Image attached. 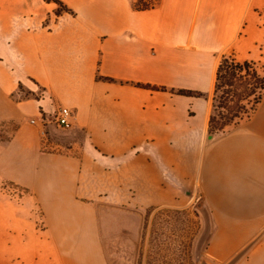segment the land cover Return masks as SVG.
<instances>
[{
	"label": "crops",
	"instance_id": "crops-1",
	"mask_svg": "<svg viewBox=\"0 0 264 264\" xmlns=\"http://www.w3.org/2000/svg\"><path fill=\"white\" fill-rule=\"evenodd\" d=\"M58 1L0 0V180L32 194L60 264H225L254 239L237 264H264V97L208 135L219 62L264 0ZM61 106L78 137L52 153L30 120Z\"/></svg>",
	"mask_w": 264,
	"mask_h": 264
},
{
	"label": "rangeland",
	"instance_id": "rangeland-1",
	"mask_svg": "<svg viewBox=\"0 0 264 264\" xmlns=\"http://www.w3.org/2000/svg\"><path fill=\"white\" fill-rule=\"evenodd\" d=\"M132 1L136 4L138 0ZM157 1L144 0L143 4L155 5ZM234 54L235 57L232 54L227 57H231L239 64L251 63L252 68L264 76V5L259 16L246 26ZM245 59L248 61L241 62ZM20 97L34 100L35 95L23 88ZM243 123L245 122H241L240 125ZM13 129V125L1 128L0 139L5 141L8 138L7 133H11ZM43 130L45 135L42 136L44 142L42 148L52 153H67L65 146L78 137L69 131H61L52 124L44 126ZM198 203H201V200ZM180 219L182 220L181 217ZM190 219L194 221L192 215ZM202 230L198 241L196 240L198 249L207 239L208 231ZM195 250L194 248L191 257ZM201 259L203 258L196 264H199ZM0 264H60L46 230L42 212L34 197L27 190L5 180H0ZM184 264L194 262L188 261Z\"/></svg>",
	"mask_w": 264,
	"mask_h": 264
},
{
	"label": "trees",
	"instance_id": "trees-1",
	"mask_svg": "<svg viewBox=\"0 0 264 264\" xmlns=\"http://www.w3.org/2000/svg\"><path fill=\"white\" fill-rule=\"evenodd\" d=\"M58 4L57 14L66 12L58 0H48ZM140 2V3H138ZM144 0L133 3L137 11L148 10L153 5L143 4ZM153 91H166L163 87L144 86ZM22 85L19 87L22 93ZM174 92V91H172ZM179 95L198 96L201 94L175 91ZM264 97V76L252 68L251 63L239 64L231 57H223L218 65L210 111L208 133L217 138L249 121ZM78 136V133L75 132Z\"/></svg>",
	"mask_w": 264,
	"mask_h": 264
},
{
	"label": "built area",
	"instance_id": "built-area-1",
	"mask_svg": "<svg viewBox=\"0 0 264 264\" xmlns=\"http://www.w3.org/2000/svg\"><path fill=\"white\" fill-rule=\"evenodd\" d=\"M35 95V100L41 101L45 93L44 91L38 89L36 86H34L33 89L30 90ZM73 120V115L70 109L67 107H58L53 114V117L48 118L45 115L41 114L39 115V119H31L30 124L31 125H38L40 127V134L41 136L45 135V132L43 130L44 126L48 124L54 125L57 129L61 131H69L71 128V123Z\"/></svg>",
	"mask_w": 264,
	"mask_h": 264
},
{
	"label": "water",
	"instance_id": "water-1",
	"mask_svg": "<svg viewBox=\"0 0 264 264\" xmlns=\"http://www.w3.org/2000/svg\"><path fill=\"white\" fill-rule=\"evenodd\" d=\"M209 139H212L211 136L208 137ZM256 242V239H254L252 242H250L245 248H243L238 254H236L231 260H229L225 264H237L240 259L248 252V250L252 247V245ZM199 264H212L208 259L203 258L201 259Z\"/></svg>",
	"mask_w": 264,
	"mask_h": 264
}]
</instances>
